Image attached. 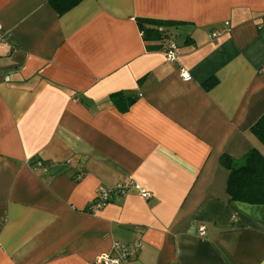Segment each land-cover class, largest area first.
I'll return each instance as SVG.
<instances>
[{"label": "crops", "instance_id": "1", "mask_svg": "<svg viewBox=\"0 0 264 264\" xmlns=\"http://www.w3.org/2000/svg\"><path fill=\"white\" fill-rule=\"evenodd\" d=\"M137 17L180 23L145 42ZM0 27V264L115 241L141 244L122 264H264V204L230 201L219 159L264 155V0H0ZM129 182L150 196L91 207Z\"/></svg>", "mask_w": 264, "mask_h": 264}, {"label": "trees", "instance_id": "2", "mask_svg": "<svg viewBox=\"0 0 264 264\" xmlns=\"http://www.w3.org/2000/svg\"><path fill=\"white\" fill-rule=\"evenodd\" d=\"M59 14L72 8L81 0H47ZM136 22L145 42L160 40L164 37V27L180 22L137 17ZM164 46V45H163ZM160 46L161 49H163ZM148 50L156 46L146 44ZM208 81V80H206ZM204 82L212 85L213 79ZM251 130L264 143V114L251 126ZM220 163L228 169L226 192L230 201H241L251 204H264V155L255 147L250 148L242 157L234 159L227 154L220 156ZM43 164V163H42Z\"/></svg>", "mask_w": 264, "mask_h": 264}, {"label": "built area", "instance_id": "3", "mask_svg": "<svg viewBox=\"0 0 264 264\" xmlns=\"http://www.w3.org/2000/svg\"><path fill=\"white\" fill-rule=\"evenodd\" d=\"M212 35H215L213 33ZM4 40V35L1 32L0 27V43ZM164 57L167 61L173 62L176 60V44L169 40L166 45H164L163 49ZM180 76L184 80L190 79V75L184 68H180L179 70ZM41 166L40 162L36 163L35 167ZM34 167V168H35ZM129 187H136L142 197L147 198L150 196V192L140 187L136 183H117L112 186L100 187L96 195L91 203V207L95 209H99L104 206L114 194H124ZM200 233L204 232V226H200ZM141 244L138 242H121L115 241L112 243L111 248L107 252H103L96 256L94 259L95 264H122L125 260H127L133 253L137 252L140 249Z\"/></svg>", "mask_w": 264, "mask_h": 264}]
</instances>
